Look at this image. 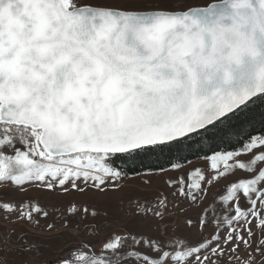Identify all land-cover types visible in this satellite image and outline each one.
I'll list each match as a JSON object with an SVG mask.
<instances>
[{
  "label": "snow or ice",
  "instance_id": "1",
  "mask_svg": "<svg viewBox=\"0 0 264 264\" xmlns=\"http://www.w3.org/2000/svg\"><path fill=\"white\" fill-rule=\"evenodd\" d=\"M258 117L264 0H0V264H264Z\"/></svg>",
  "mask_w": 264,
  "mask_h": 264
},
{
  "label": "rangeland",
  "instance_id": "2",
  "mask_svg": "<svg viewBox=\"0 0 264 264\" xmlns=\"http://www.w3.org/2000/svg\"><path fill=\"white\" fill-rule=\"evenodd\" d=\"M264 134V133H263ZM261 135V134H260ZM192 163L200 166V167H205V162L203 159H194L192 160ZM172 175H175V173H171ZM144 175V172L138 173V174H131V175H126L124 180L122 181V184L124 185L123 192L122 193H111L110 196L112 197L111 200V211H117L120 209L121 205L118 202V199L121 195L127 197V196H132L137 193L138 190L143 189L144 185L142 181L144 179H147ZM154 181L153 186L155 187L157 183H159L160 180L164 179L163 177H153L152 178ZM33 196L41 197V194L33 192ZM3 197L4 199H19V197L11 191H5L3 192ZM67 199H74L78 201L79 203H93V201L89 198L88 195H78V194H73V196L68 197ZM42 202H44L43 197H41ZM7 222L4 221L2 218H0V235H2L7 228L4 227ZM7 227H11V225H7ZM14 239V238H13ZM51 247L48 249H45L43 251L42 255H25L23 257H17L14 254L10 255L8 257L9 264H21L22 261L26 260L27 264H44L45 260H49L51 258L60 256L63 254V251H66L67 249L64 248V238L63 237H56L52 242H51ZM0 247H3L2 243H0ZM2 255V254H0Z\"/></svg>",
  "mask_w": 264,
  "mask_h": 264
},
{
  "label": "trees",
  "instance_id": "3",
  "mask_svg": "<svg viewBox=\"0 0 264 264\" xmlns=\"http://www.w3.org/2000/svg\"><path fill=\"white\" fill-rule=\"evenodd\" d=\"M256 127V131L252 132V135H260V134H263L260 129H261V124L259 123V117L257 118V123L255 125ZM237 140H243V137L242 136H231L230 137V145L229 147L232 146V144H235V141ZM237 147L239 145H236ZM189 159L192 161L194 159H196V157H192L190 156ZM117 163L120 165V167L124 170H126L127 172V175H131V174H138V173H141V172H145L147 171L148 169L145 168V165H148V164H151L153 163L152 161H143V162H140V161H132V160H127V161H117Z\"/></svg>",
  "mask_w": 264,
  "mask_h": 264
}]
</instances>
